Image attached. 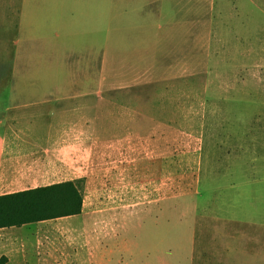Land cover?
Instances as JSON below:
<instances>
[{
	"label": "rangeland",
	"instance_id": "rangeland-1",
	"mask_svg": "<svg viewBox=\"0 0 264 264\" xmlns=\"http://www.w3.org/2000/svg\"><path fill=\"white\" fill-rule=\"evenodd\" d=\"M108 38L47 0H0V112L81 94L54 101L53 121L9 119L23 177L7 191L80 180L83 206L3 230L7 250L20 264H264V0H177V43H151L134 82L145 71L100 67Z\"/></svg>",
	"mask_w": 264,
	"mask_h": 264
},
{
	"label": "crops",
	"instance_id": "crops-1",
	"mask_svg": "<svg viewBox=\"0 0 264 264\" xmlns=\"http://www.w3.org/2000/svg\"><path fill=\"white\" fill-rule=\"evenodd\" d=\"M56 19L69 21L88 20L93 23V35L96 36L107 26L109 37L104 46L99 49L103 52L100 60L101 68L120 67L141 69L143 75L137 74L131 82L144 77L146 71L154 65H149L144 53L148 52L151 43L166 46L170 43H177V0H47V6L50 7ZM85 29V28H83ZM72 35L80 36V31L72 32ZM210 35L208 32L206 38L207 50L210 44ZM154 36H158L155 40ZM95 41V40H94ZM177 45V44H174ZM93 51V50H91ZM109 51L122 52L120 64L109 62ZM137 53L135 63L130 60L132 54ZM157 66V65H155ZM164 69L177 68V60L163 64ZM35 99L44 102H35L29 105L14 104L10 108L0 112V195L13 193L16 191H7L8 188L21 183L22 162L18 156H15V148L20 145L14 136L8 132L13 131L10 118H16V115L29 113V123L38 124L39 118L55 117V111L59 110L63 104L54 102L58 100L76 99L81 94H69L65 92H49L47 94H32ZM95 99L100 98L97 93ZM16 95H11L6 99H14ZM115 95L111 97L114 99ZM44 111L46 115L41 114ZM96 112V111H95ZM8 126L11 131H8ZM49 185V184H48ZM35 188V187H34ZM29 189V188H27ZM25 190V189H24ZM12 228V227H9ZM0 228V264H20L17 261V255L12 249H8L6 233ZM3 256L6 260H2Z\"/></svg>",
	"mask_w": 264,
	"mask_h": 264
},
{
	"label": "trees",
	"instance_id": "trees-1",
	"mask_svg": "<svg viewBox=\"0 0 264 264\" xmlns=\"http://www.w3.org/2000/svg\"><path fill=\"white\" fill-rule=\"evenodd\" d=\"M80 180H68L0 195V228L79 215Z\"/></svg>",
	"mask_w": 264,
	"mask_h": 264
}]
</instances>
